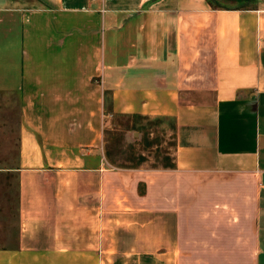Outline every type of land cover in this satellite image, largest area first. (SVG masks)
Returning a JSON list of instances; mask_svg holds the SVG:
<instances>
[{"label": "crops", "instance_id": "0c3cea01", "mask_svg": "<svg viewBox=\"0 0 264 264\" xmlns=\"http://www.w3.org/2000/svg\"><path fill=\"white\" fill-rule=\"evenodd\" d=\"M221 1L0 0L22 114L0 264H264V0ZM115 116L173 121V165L114 164Z\"/></svg>", "mask_w": 264, "mask_h": 264}, {"label": "rangeland", "instance_id": "374dc122", "mask_svg": "<svg viewBox=\"0 0 264 264\" xmlns=\"http://www.w3.org/2000/svg\"><path fill=\"white\" fill-rule=\"evenodd\" d=\"M21 117L19 95L0 90V243L16 227L13 207L19 183ZM127 125L139 133L127 135ZM105 140L113 163L125 167L170 165L176 147L174 123L168 119L115 116L106 128Z\"/></svg>", "mask_w": 264, "mask_h": 264}, {"label": "trees", "instance_id": "16d2710c", "mask_svg": "<svg viewBox=\"0 0 264 264\" xmlns=\"http://www.w3.org/2000/svg\"><path fill=\"white\" fill-rule=\"evenodd\" d=\"M210 1H211V3L213 4V6H214L215 8L229 7V5L224 4L221 0H210ZM246 1H248V0H246ZM247 6H248V5H247ZM107 156H108V158L110 159L111 154H110L108 151H107ZM170 165L172 166L173 163H171ZM166 166H168V165H166Z\"/></svg>", "mask_w": 264, "mask_h": 264}]
</instances>
